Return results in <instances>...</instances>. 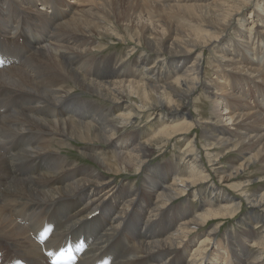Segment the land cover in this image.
I'll use <instances>...</instances> for the list:
<instances>
[{"label":"bare ground","instance_id":"obj_1","mask_svg":"<svg viewBox=\"0 0 264 264\" xmlns=\"http://www.w3.org/2000/svg\"><path fill=\"white\" fill-rule=\"evenodd\" d=\"M257 1L0 0V264H53L81 237L77 264H264L256 210L220 234L242 206L229 191L264 212L245 187L252 166L264 180V13L248 33L238 20ZM112 36L135 47L106 54L95 38ZM143 118L164 125L149 135ZM199 128L211 168L238 151L217 182ZM173 140L179 155L148 171Z\"/></svg>","mask_w":264,"mask_h":264},{"label":"rangeland","instance_id":"obj_2","mask_svg":"<svg viewBox=\"0 0 264 264\" xmlns=\"http://www.w3.org/2000/svg\"><path fill=\"white\" fill-rule=\"evenodd\" d=\"M262 2H264V1H260L259 2V0H258L257 1V5H256V3H252L247 8L244 9V12L238 18V20L240 21V23L241 22L243 23L244 28L246 30V33H248L247 30H249V27H251V23H253L254 21L257 20L256 18H253V11H257L258 10V11H263V13H264V5H263ZM261 5H263V6H261ZM124 7H126V5H123V7L119 5V8L125 9ZM248 17H250V18H248ZM233 25H234V27H237L235 25V23ZM253 26H254V29H255L256 26L255 25H253ZM95 39H96L97 42H100L104 46V48L106 49V50L104 49L106 54H120L121 53V54H124V55L126 54L127 55L135 47V45H132V44H131V46H129L127 44H122L118 39H116L115 36L106 37V38H103V39L97 37ZM135 51H136V53H135V56H136V55H138L139 53H141L142 51H145V50L138 47ZM253 55H254L253 53H250V55H249L250 59L251 58L252 59H255L256 58V56L254 57ZM208 56H209L208 55V51L206 50L205 51V54H204V59H207ZM241 87H242V89L245 92H248L249 91V88L248 87H246V86H241ZM196 95H197V93H196ZM83 96L88 98V94H86V93H84ZM197 96H199V95H197ZM256 101H257L258 104H264L263 96L258 97V95H257ZM253 103H255V102L253 101ZM5 105H6V107H5L6 109H8L11 106V104H5ZM107 105H110V104L108 103ZM199 105L202 106L201 109L203 110V113L201 114V118L203 120H207V118L209 117V110H210L209 104H205L203 101H200L199 102ZM115 115H116V113H113V115L111 116V118L113 116H115ZM182 118L183 117H177L174 120V123L177 122V121H178L177 123L182 122V120H181ZM196 118H198V117L195 115L194 116V119H196ZM179 120H181V121H179ZM146 122H147V119L143 118L142 119V122L140 123V126L143 127L144 125H146V126H148V125L149 126H152L153 125L151 127V130H150L151 133L149 135L155 133L157 130H159L164 125L163 122H161V121L158 122V119H156V120H154L152 122L151 121L150 122H147V123ZM129 129H131V128L130 127H127L125 129V131H129ZM195 135L197 137L196 145H197V149H198L197 152L199 153V155H198L199 156V159L202 161L203 165L206 166L208 172L211 173V177L213 178L212 179L213 182L214 181L217 182L218 176H216V174L219 173V170H225V172L227 174L229 172L233 171V169L229 166V162H230V159H233L232 161L235 162L234 159L238 155V153H237L238 151L230 152V153H226V154L224 153V155H222L221 153L219 154L220 151L217 150V149H215L213 151H210V153L213 154V155H215V156H217L219 154L220 158H221V156H223L221 159L219 158L220 160L218 159L219 161L217 162L215 168L214 167L211 168V166L208 164V158H207V156L205 154L206 150L202 147V145L204 144V142H203V140L200 139V136H201V129L200 128L198 130H196V131H193L190 135H188L189 136V139H192V137H195ZM181 145H182L181 141L173 140V141H171L163 149V151H160L158 149L155 150L154 154L152 155V157L150 158V161L147 164V165L151 166L148 169V171H153V170L156 169V167L158 165H163V163H159V162H161L163 160H168L169 161L174 156L176 157L177 155H179L178 152H179V149L181 148ZM67 152H68L67 153L68 154L67 155L68 156L67 158L71 159L72 161L76 162L77 164L83 165V166H93V164L90 161L86 160L85 158H82V156H79V154H81V146L73 145V147H71V149H68ZM183 167H184V165H182V163H177V168L182 169ZM216 168H218V169H216ZM258 169H259V167L257 165L256 166H252V168L246 172V174H248V176H246V174H245V177H247V179H249V185H246L245 186L246 187V191H248V194L247 195L249 197H250V195H253L255 193H260L261 190L264 189V180H263V182H261V179H260L261 177H259L258 171H257ZM141 178H142L141 176L136 177L135 182H138L139 183L140 182L139 180H141ZM240 181H245V179L244 180H240ZM221 188H223V187H221ZM223 190H224V188H223ZM229 192H230V194L233 195V197L235 199H238V200H241L242 201V206H241V209L239 210V212L233 218L226 219V220H224L222 222L223 223V226H222V229H221L220 234H223L224 231H226V232H228V231L229 232H231V231H233V232L234 231L240 232L242 229H241V227H239L240 226L239 225V222H240V220L243 217H246L247 216V213L248 212L251 213L250 212L251 210H252V212H256L257 211L259 214H261L264 217V215H263L264 212L261 210V208L259 210V208L256 209V207H252V206L249 205V201H246L245 200V197H241V196H239L237 193H235L233 191H229ZM209 195H210L209 191L202 190V196L203 197H205L206 199H208L209 198ZM193 200H196V199H193ZM195 202L192 203V206L193 207L196 204L197 205H200L199 203H201L200 201L198 203L197 202L195 203ZM201 207L202 208L198 209L197 211H200L201 209L204 208V206H201ZM215 222L216 221H212V225L209 224V226L207 227V229H209V227L213 226ZM200 230H202V229H200ZM194 245H195V243H193V245L191 246V248L188 249V251H187L188 254L190 253V251L194 247Z\"/></svg>","mask_w":264,"mask_h":264}]
</instances>
